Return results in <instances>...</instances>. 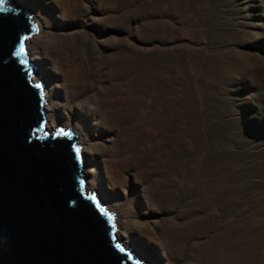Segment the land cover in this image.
I'll return each mask as SVG.
<instances>
[{"label": "rangeland", "instance_id": "obj_1", "mask_svg": "<svg viewBox=\"0 0 264 264\" xmlns=\"http://www.w3.org/2000/svg\"><path fill=\"white\" fill-rule=\"evenodd\" d=\"M12 2L42 25L28 55L50 125L84 138L88 193L114 209L124 249L264 264V0H75L70 15ZM118 133L135 153L121 178L105 155Z\"/></svg>", "mask_w": 264, "mask_h": 264}, {"label": "water", "instance_id": "obj_2", "mask_svg": "<svg viewBox=\"0 0 264 264\" xmlns=\"http://www.w3.org/2000/svg\"><path fill=\"white\" fill-rule=\"evenodd\" d=\"M38 31L30 10L0 0V264H143L86 191L76 133L46 129L27 50Z\"/></svg>", "mask_w": 264, "mask_h": 264}, {"label": "bare ground", "instance_id": "obj_3", "mask_svg": "<svg viewBox=\"0 0 264 264\" xmlns=\"http://www.w3.org/2000/svg\"><path fill=\"white\" fill-rule=\"evenodd\" d=\"M51 1H54L57 4L61 5L60 11L62 12L63 15H70L71 12L74 13V6L73 5L76 3L75 0H51ZM77 13H79V11H77ZM35 22H36L38 30H39L38 32H40L39 34H41V31L43 29L42 25L40 24V22L38 21L37 18H35ZM48 44H49V46L51 45L50 42ZM31 45H32V39L29 40V42L27 43V50L28 51L31 50ZM52 54H56V53L52 52ZM60 56H61V54L59 55V58H60ZM34 68H35V66H34ZM37 75H38V78H39L40 82H42L43 81L42 76L39 73ZM42 87H43V90H44L45 100L48 103V101L51 100L50 99V90H49L48 86H46V85L42 86ZM49 107H50V105L46 104L47 112L51 111V109ZM156 108H158V107H156ZM52 119H53V115L51 113H47L46 114V120L49 123H47L46 129L49 130V131L55 132L58 129V126H54L52 124L50 125V121H52ZM105 123H106L107 126L110 125V124H108L109 122H105ZM149 123H151V121ZM120 126H121V124H120ZM108 127H112V126H108ZM68 128H71V127H68ZM76 135H77V133H76ZM117 136H118V139L116 141H114V142H111L109 149H107V151L105 152V155H106L107 159L110 161L109 164L114 166L113 171L116 170L117 176L119 178H121L123 173H125V171H127L128 165L131 164L134 161L135 153H133V154L131 153V151H130L131 148H129V146L131 144L128 146L126 140L121 138V133H118ZM77 137L79 139L81 153L84 156L86 153H88L87 145H86V143L84 141V138L82 137L81 134L77 135ZM115 164H117L116 167H115ZM91 172L92 171L88 168L87 161H85L83 163V174H85L87 176V174L90 175L89 173H91ZM85 188H86L87 192H91L92 191V187L90 185H88V183L85 184ZM147 194L149 196V191L148 190H147ZM145 200L147 201L146 198H145ZM100 203L105 205L107 207V209H109L111 212L112 211L114 212V209L111 207V205L108 204L103 198H101ZM117 224L119 225V230L116 233L117 241H119L121 243V242H124V237L126 236V234H125V232H123V230L120 227V224L118 223V221H117ZM125 246L128 249L131 247V245L127 244L126 242H125ZM136 256H139V254L136 253ZM211 256H212V253H211L210 257ZM217 263L224 264V263L218 262V261H217Z\"/></svg>", "mask_w": 264, "mask_h": 264}, {"label": "snow or ice", "instance_id": "obj_4", "mask_svg": "<svg viewBox=\"0 0 264 264\" xmlns=\"http://www.w3.org/2000/svg\"><path fill=\"white\" fill-rule=\"evenodd\" d=\"M21 51H23V46H22V48H21Z\"/></svg>", "mask_w": 264, "mask_h": 264}]
</instances>
